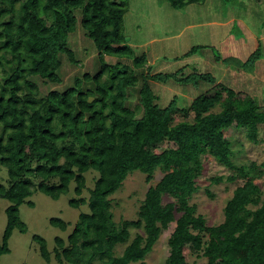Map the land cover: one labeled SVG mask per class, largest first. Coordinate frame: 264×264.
<instances>
[{"label":"trees","instance_id":"obj_1","mask_svg":"<svg viewBox=\"0 0 264 264\" xmlns=\"http://www.w3.org/2000/svg\"><path fill=\"white\" fill-rule=\"evenodd\" d=\"M167 1L178 10L206 2ZM129 9L130 0H0V198L10 201L0 260L10 251L13 231L28 229L21 204L34 205L28 198L36 191L59 198L74 182L77 197L70 204H88L90 211L79 214L67 239L55 237L53 251L44 236L34 235L48 261L54 252L60 264H147V255L175 222L165 264H187L186 244L202 252L205 264H264V193L249 176L253 164L234 160L225 132L235 127L250 141L258 140L264 124V85L263 93H250L219 81L228 102L217 93L198 96L197 102L184 106L174 96L161 105L153 80L200 78L214 85L218 78L196 69L183 74L182 67L153 72L147 53L137 54L128 42ZM79 22L98 52L99 67L93 58L84 62L85 54L78 53L72 41ZM234 23L233 30L243 26ZM257 42L246 59L236 52L222 58L214 47L215 58L250 69L262 57L263 42L261 38ZM204 46L208 45H194L184 56ZM67 66L79 70L66 82ZM196 104L202 110L194 114ZM178 111L185 118L174 121ZM168 141L175 145L164 146ZM160 146L164 147L155 151ZM203 155L230 170L213 176V182H232L239 174L245 179L226 201L224 219L216 224H208L190 200L200 189ZM159 168L163 175L148 186L137 218L117 222L112 195L134 171L145 173L151 182ZM85 191L89 194L83 196ZM166 196L172 199L164 201ZM50 222L63 229L69 225L59 216ZM131 227L143 232L132 236ZM118 245H124L120 253Z\"/></svg>","mask_w":264,"mask_h":264},{"label":"rangeland","instance_id":"obj_2","mask_svg":"<svg viewBox=\"0 0 264 264\" xmlns=\"http://www.w3.org/2000/svg\"><path fill=\"white\" fill-rule=\"evenodd\" d=\"M236 21L241 22L243 26L233 30ZM125 33L129 38L128 42L136 47L137 54L143 51L147 53L153 72H171L182 67L183 74L196 69L199 72H211L218 78L214 85L200 78L191 82H177L173 78L164 82L153 80V88L159 95L161 105L170 102L174 96L177 97L178 104L184 106L197 102L198 96L202 98L204 95L217 93H221L224 101L228 102V96L225 92L222 93V88L218 85L219 81L235 89L263 93L264 0H233L228 3L224 0H206L202 4H191L185 10L173 8L167 0H130V9L125 16ZM259 38L263 42L262 57L250 69H239L234 63L228 64L223 59L218 61L215 58L214 47L218 48L215 51H218L222 58L231 52H236L234 55L246 59L245 57L257 47ZM72 41L76 44L78 53L85 54L84 62L93 58V62L97 60L99 67L98 52L91 47L92 40L84 36L80 22L77 32L72 36ZM198 44L208 46L184 56L192 46ZM106 60L112 61L113 57L106 56ZM78 70L79 68L71 69L67 66L66 82ZM131 100L135 103L138 101L136 93H131ZM201 110L199 105H194V114ZM184 118L181 112H175L174 121ZM225 132L233 144L234 160L238 163L253 164L249 169V176L260 185L264 193V124L259 126L257 141H250L242 130L235 127H230ZM163 145L172 147L175 144L168 141ZM164 146H160L155 151H160ZM202 158L204 168L198 177L200 189L190 200L198 205V211L205 215L208 224H216L224 219L226 201L245 179L239 174L232 182L215 183L212 180L213 176L229 174L230 170L213 157L203 155ZM163 172L162 169H157L151 182H147L145 173L139 170L128 176L123 186L112 195L114 200L112 209L117 222L137 218L139 205L148 186L159 180ZM4 173L8 175L6 169ZM87 175H90V171ZM88 185L93 186V183L88 180ZM208 190L213 195H210ZM88 194L89 192L85 191L83 196ZM72 197H77L74 182L71 183L69 191L59 198L36 191L28 198L34 201V205L23 202L20 206V215L28 229L26 232H21L19 229L13 231L9 240L10 251L1 256L0 264H60L54 257V252L50 261L41 256L40 244L34 239V235L44 236L51 251L56 246V236L67 239L79 214L82 211H90L88 204L80 207L71 205ZM171 199V196H166L164 201ZM9 204L7 198H0V240L7 224L6 208ZM53 216L68 221V227L63 229L53 225L50 222ZM174 225L175 222L164 230L154 249L147 255V264H165L169 254L168 237ZM137 231L143 232V228L131 227L132 236ZM123 248L124 245H118L117 253L122 252ZM184 254L187 264L206 262L202 252L195 250L191 244L185 245Z\"/></svg>","mask_w":264,"mask_h":264}]
</instances>
